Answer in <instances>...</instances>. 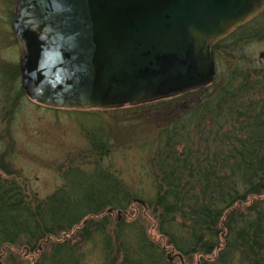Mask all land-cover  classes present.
Segmentation results:
<instances>
[{
  "label": "trees",
  "instance_id": "obj_1",
  "mask_svg": "<svg viewBox=\"0 0 264 264\" xmlns=\"http://www.w3.org/2000/svg\"><path fill=\"white\" fill-rule=\"evenodd\" d=\"M256 20V28H260L264 12ZM246 28L219 42L216 57ZM250 31L254 35V27ZM235 47L240 46L235 43ZM241 61L227 71L228 82L216 95L211 96L215 94L212 85L138 107L161 110L178 103V114L165 122L169 128L158 134L162 142L152 164L154 194L146 202L167 245L185 259L198 257L197 264H264V68L246 73ZM246 91L251 93L248 103ZM99 140L106 144V138ZM5 158L0 154V257L14 248L36 250L48 239L45 245H52L48 264H84L81 258L85 255H78L68 244L81 235L87 241L103 238L106 257L119 258L118 264H172L161 245L142 230L138 247L127 246L126 233L129 236L135 230V223L116 222L113 233L124 242L117 248L115 241L111 251L114 234L108 236L101 230L109 225L111 215L106 211H126L135 197H141L138 191L134 196L126 190L116 173L105 168L90 175L69 172L72 177L66 178L69 183L64 189L41 199L27 192L18 179L20 173L13 171L15 178L10 176L11 166ZM144 175L147 172L142 168ZM85 176L92 181L90 186L83 182ZM75 185L90 189L78 195L72 188ZM85 219L88 222L81 228L82 234L79 229L74 233ZM60 233L75 236L53 241Z\"/></svg>",
  "mask_w": 264,
  "mask_h": 264
},
{
  "label": "water",
  "instance_id": "obj_2",
  "mask_svg": "<svg viewBox=\"0 0 264 264\" xmlns=\"http://www.w3.org/2000/svg\"><path fill=\"white\" fill-rule=\"evenodd\" d=\"M263 9L264 0H17L23 87L70 109L194 91L215 79V43Z\"/></svg>",
  "mask_w": 264,
  "mask_h": 264
},
{
  "label": "rangeland",
  "instance_id": "obj_3",
  "mask_svg": "<svg viewBox=\"0 0 264 264\" xmlns=\"http://www.w3.org/2000/svg\"><path fill=\"white\" fill-rule=\"evenodd\" d=\"M12 3L13 0H0V154L6 155L5 159L11 166L10 176L15 178L13 171L20 173L18 179L27 192L31 196L45 199L65 188L66 183H69L66 177H72L69 172L79 171L90 175L105 168L116 173L125 184L124 188L134 196L138 195V191L141 193L138 198L145 201L151 199L154 194L151 182L153 158L162 142L158 134L169 128V125L165 127V122L172 120L173 114H178L175 110L178 103L161 110L154 107H134L89 113L51 109L31 101L21 88L20 67H15L19 65L21 50L17 48L18 44L11 31V11L14 9ZM256 22L246 25L242 34L233 36L226 48H222L221 55L217 57L218 74L213 84L215 94L211 96L216 95L228 82L227 71L241 61L240 57H243L241 63L243 62L242 68L246 73H252L258 67L264 68V23L256 28ZM253 27L254 35L250 33ZM257 34H261L260 37ZM235 43L240 47L233 48ZM249 60L251 63L247 64L246 61ZM245 95L247 103L252 101L250 91H246ZM194 99L195 97L192 98ZM180 107L184 110L185 105ZM101 138H106V144L99 140ZM202 138L206 140L205 136ZM184 147V144L180 145L179 151H183ZM224 150V156L228 159V148ZM142 168L146 169L147 175L141 176ZM76 180L79 181L80 178ZM83 182L90 186L92 181L85 176ZM75 186L72 188L78 195L87 193L90 189ZM95 187L102 188L101 184H95ZM117 211L109 218V225L101 229L108 236L115 232ZM126 211L127 215L121 221L136 224L129 236L126 233L127 246L138 247L136 244L142 230L149 239L161 245L165 258L168 254L171 257L177 254L159 234L151 209L145 210L138 204H132ZM103 216L104 213L100 218ZM81 232L82 229L78 234H82ZM70 236L71 233L68 236L60 233L52 240L56 242ZM110 238V243H113L111 251H114L115 241L118 243L117 248L119 243L124 242H119L115 234L114 238ZM68 244L78 255L86 252L87 261L83 260L84 264L118 262L113 256L106 258L108 252L104 249L103 238L87 242L79 235ZM51 254V244L44 245L43 249L30 251L28 255L26 247L14 248L0 257V264H48L47 259H50ZM197 261L198 257L187 258L186 264H197ZM170 263L180 264L178 258Z\"/></svg>",
  "mask_w": 264,
  "mask_h": 264
},
{
  "label": "flooded vegetation",
  "instance_id": "obj_4",
  "mask_svg": "<svg viewBox=\"0 0 264 264\" xmlns=\"http://www.w3.org/2000/svg\"><path fill=\"white\" fill-rule=\"evenodd\" d=\"M14 5H15V0H13V3H12V6L14 7ZM13 10V9H12Z\"/></svg>",
  "mask_w": 264,
  "mask_h": 264
}]
</instances>
